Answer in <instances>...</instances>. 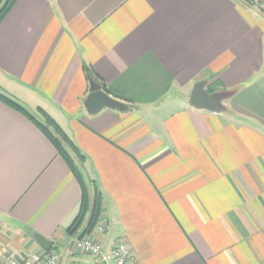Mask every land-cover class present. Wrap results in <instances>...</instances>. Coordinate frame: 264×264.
Instances as JSON below:
<instances>
[{
	"label": "crops",
	"instance_id": "1",
	"mask_svg": "<svg viewBox=\"0 0 264 264\" xmlns=\"http://www.w3.org/2000/svg\"><path fill=\"white\" fill-rule=\"evenodd\" d=\"M87 69L124 110L87 113ZM200 82L216 109L189 106ZM0 92L84 156L105 250L124 238L136 264H264V0H16ZM80 198L40 128L0 99V263L42 250L32 234L64 252Z\"/></svg>",
	"mask_w": 264,
	"mask_h": 264
},
{
	"label": "trees",
	"instance_id": "2",
	"mask_svg": "<svg viewBox=\"0 0 264 264\" xmlns=\"http://www.w3.org/2000/svg\"><path fill=\"white\" fill-rule=\"evenodd\" d=\"M16 0H0V22L14 6ZM88 81H93L99 86H103L98 77L87 69ZM214 89H211V92ZM0 99L7 105L15 108L23 115L33 121L42 131V133L51 142L57 151V154L64 160L70 172L77 180L81 189V198L79 201L78 213L67 229L66 234L69 238L77 236L79 238L89 235L96 224L100 221L103 206L102 193L94 181L88 180L83 170L84 156L78 151L73 143L65 136L58 125L49 118L43 111L37 110L39 119H35L22 105L12 100L7 95L0 92ZM89 185L93 187L92 196L89 194Z\"/></svg>",
	"mask_w": 264,
	"mask_h": 264
},
{
	"label": "built area",
	"instance_id": "3",
	"mask_svg": "<svg viewBox=\"0 0 264 264\" xmlns=\"http://www.w3.org/2000/svg\"><path fill=\"white\" fill-rule=\"evenodd\" d=\"M104 231L103 225H97L88 236L70 238L64 252L50 249L18 255L14 252L5 254L0 264H62L65 258L72 260L71 264H136L134 254L124 238L114 241L108 250H105L98 235ZM88 256L90 262L79 258Z\"/></svg>",
	"mask_w": 264,
	"mask_h": 264
},
{
	"label": "water",
	"instance_id": "4",
	"mask_svg": "<svg viewBox=\"0 0 264 264\" xmlns=\"http://www.w3.org/2000/svg\"><path fill=\"white\" fill-rule=\"evenodd\" d=\"M205 82L197 83L189 96V106L196 110L212 111L219 106L215 95H209L205 90ZM89 95L84 102V108L88 114L94 115L104 109L124 110L123 103L114 100L109 94L103 91L102 87L93 81H89ZM32 238L44 251H49L52 243L38 234H32Z\"/></svg>",
	"mask_w": 264,
	"mask_h": 264
},
{
	"label": "rangeland",
	"instance_id": "5",
	"mask_svg": "<svg viewBox=\"0 0 264 264\" xmlns=\"http://www.w3.org/2000/svg\"><path fill=\"white\" fill-rule=\"evenodd\" d=\"M88 180H90V179H88ZM90 181H92V180H90ZM88 191H89V194L92 196V194H93V187H92V185H89V190H88ZM100 224H101V223H100V221H99V222L96 224V226H97V225H100ZM96 226H95V227H96ZM95 227H94V228H95ZM93 230H94V229H93ZM93 230H92V231H93ZM91 233H92V232H91ZM91 233H90V234H91ZM90 234H89V235H90ZM86 236H88V235H86ZM77 259H81V258L78 257ZM90 259H91V258L88 257V256L83 257L84 262H89Z\"/></svg>",
	"mask_w": 264,
	"mask_h": 264
}]
</instances>
